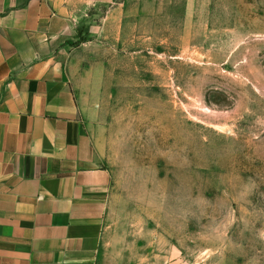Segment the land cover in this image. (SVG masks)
I'll return each instance as SVG.
<instances>
[{"label":"rangeland","instance_id":"rangeland-1","mask_svg":"<svg viewBox=\"0 0 264 264\" xmlns=\"http://www.w3.org/2000/svg\"><path fill=\"white\" fill-rule=\"evenodd\" d=\"M67 71L110 172L102 264H264V0H112Z\"/></svg>","mask_w":264,"mask_h":264},{"label":"crops","instance_id":"crops-1","mask_svg":"<svg viewBox=\"0 0 264 264\" xmlns=\"http://www.w3.org/2000/svg\"><path fill=\"white\" fill-rule=\"evenodd\" d=\"M112 0H0V264H102L111 175L67 62Z\"/></svg>","mask_w":264,"mask_h":264},{"label":"trees","instance_id":"trees-1","mask_svg":"<svg viewBox=\"0 0 264 264\" xmlns=\"http://www.w3.org/2000/svg\"><path fill=\"white\" fill-rule=\"evenodd\" d=\"M86 32H87V31H85V29H82V28L78 29V31H77L78 42H80V43H84V42L87 40V38H84V37H83V35H84Z\"/></svg>","mask_w":264,"mask_h":264}]
</instances>
